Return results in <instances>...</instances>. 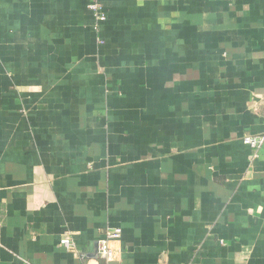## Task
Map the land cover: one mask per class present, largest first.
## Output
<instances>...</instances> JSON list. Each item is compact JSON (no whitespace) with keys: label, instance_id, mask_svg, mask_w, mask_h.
Returning <instances> with one entry per match:
<instances>
[{"label":"crops","instance_id":"crops-1","mask_svg":"<svg viewBox=\"0 0 264 264\" xmlns=\"http://www.w3.org/2000/svg\"><path fill=\"white\" fill-rule=\"evenodd\" d=\"M96 1L0 0V264H264V0Z\"/></svg>","mask_w":264,"mask_h":264},{"label":"built area","instance_id":"built-area-1","mask_svg":"<svg viewBox=\"0 0 264 264\" xmlns=\"http://www.w3.org/2000/svg\"><path fill=\"white\" fill-rule=\"evenodd\" d=\"M90 8H92L96 13L99 21L106 20V13L102 12V6L98 4L96 0L91 3ZM244 142L250 145L253 148H258L264 142L262 137H252L246 136ZM122 234V229L117 228H108L104 233V238L98 241L97 253L105 260L104 264H111L115 258V252L111 243L120 238ZM61 243L69 248L74 247V243L69 237H64L61 240Z\"/></svg>","mask_w":264,"mask_h":264}]
</instances>
